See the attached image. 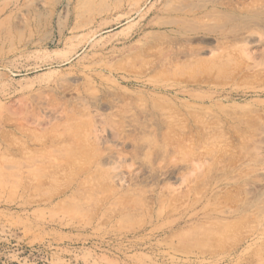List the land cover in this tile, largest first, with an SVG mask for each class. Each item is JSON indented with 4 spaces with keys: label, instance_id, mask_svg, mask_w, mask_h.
Returning <instances> with one entry per match:
<instances>
[{
    "label": "rangeland",
    "instance_id": "obj_1",
    "mask_svg": "<svg viewBox=\"0 0 264 264\" xmlns=\"http://www.w3.org/2000/svg\"><path fill=\"white\" fill-rule=\"evenodd\" d=\"M0 264H264V0H0Z\"/></svg>",
    "mask_w": 264,
    "mask_h": 264
}]
</instances>
